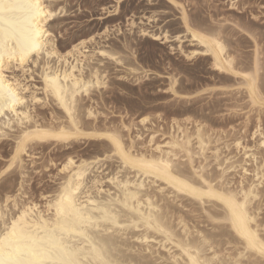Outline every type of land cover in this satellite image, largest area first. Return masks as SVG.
Wrapping results in <instances>:
<instances>
[{
	"label": "bare ground",
	"instance_id": "1",
	"mask_svg": "<svg viewBox=\"0 0 264 264\" xmlns=\"http://www.w3.org/2000/svg\"><path fill=\"white\" fill-rule=\"evenodd\" d=\"M41 2L52 5V8H45V12H52L53 9H56L53 7V0H41ZM173 3L175 2L173 1ZM181 9L185 36L180 37L177 35L174 37L176 41L179 42L178 47L181 54H184L186 59L199 58L202 60H209L210 68L215 74L228 79L227 81L232 80L235 83L237 82L236 85L224 86V89L228 91V89H234V87H236L238 92L242 89L245 90L252 106H257V108H259V114L262 115V113H264V102H262L264 101V73L260 70V64L263 60V55L256 39L251 36L255 50L252 62L250 63L251 65H248L250 66L251 72H255V92L253 94L240 83V81L243 80V74L241 76L234 75V71L240 70L241 63H239L237 57L232 55L230 50H228L229 43L223 35L221 26L217 27V29H203L195 25L196 20L194 24H186L185 18L187 17L189 21H191V18L187 15L183 7H181ZM63 11L64 8H60L54 15L44 20L42 23H39L38 29L40 37H42L39 39V47L37 51L30 53L23 63L17 64L15 59L8 61L7 56L5 58L2 73L4 91L6 92L8 87L14 90L18 89L21 98L25 100L23 104H16L15 110H11L7 106H4L3 109L0 110V131L7 133L0 141L11 137L14 141L13 152L7 164V168H9L7 175L10 176L18 170L19 174L25 177L23 156L29 154L28 148L32 149L33 147H38L43 149L53 145L62 147L72 145L78 141L81 142V140H85V142H87L86 140H90L106 143L110 153L103 157L96 156L92 159L79 160H75V158L68 156L60 170L63 174L62 182L54 196L46 202V211L41 210L38 204L30 202L21 204L18 201L21 197L20 193L23 191L21 190L23 186L14 194L7 192L2 198L11 197L9 204L12 206V211L8 212L9 218H11L12 212L17 209H19L21 213L27 210L29 213L28 218L31 223L33 226L38 227L55 212V209L50 208L49 205L54 204L56 200L63 195L65 189H78L74 191L73 195L80 198L81 204H87V208L84 210L92 216L94 222L88 225L87 234L89 240L86 243H94L97 247L103 249L106 259L114 261L115 264H125V262L126 264H137V262H140V264H155L158 261L161 262V260L162 262L160 264H186V261L188 264H191V262L188 261L187 255L189 249H191L193 253L206 250L207 256L211 258L214 254H218V247L233 245L234 240H240V232L245 229L255 232L259 240L260 233L264 231V224L259 220L261 217V208L259 205L260 199H258L263 191L262 188H264V155L259 164L258 158L256 154L252 152V149H248L241 141H236L234 146L239 154L242 153V159L240 161H233L235 157L229 158L230 155L223 159L221 149L217 146L213 152V160L217 163V169L221 171L219 174L226 176L235 172L240 175L242 181L239 184V189L228 188V183H226L227 181L225 180L226 182L221 185L219 189L213 185L211 190H209L208 184H201L199 182L192 183V180L197 175L206 174L211 178L209 173L205 171V166H200L198 168L193 165V163H195L194 156L197 154L206 162H208L207 160L209 159L207 158V150L210 147L209 144L212 143L211 136L202 124L196 122L193 133L189 132V129L183 126L184 124L180 125V123L176 122L178 133L176 134V131H174V133L172 132L164 145H156L155 140L157 136L152 134L148 142L149 145L153 147L151 153L137 149L136 140L139 139L143 141V133L141 134L142 129L137 128L135 124L131 126L124 125V129L128 133L136 130L135 138L137 139L134 140L130 138V143L125 141L120 129L117 128L99 129L91 127V130H87L88 127H90L88 125L91 124L87 123L86 125L84 123L85 118L95 120L98 118V114L93 111V108L87 109L84 105L82 106L81 101L83 100V96H88L89 98L93 90H98L107 85L106 71L103 70L105 69L103 65L104 61L107 60L117 65H123L125 70L131 74L139 73L140 69L132 62L126 64L127 59L121 56V53L100 46V43L97 42L94 37L81 40L77 44L72 45L67 51L61 52L56 45V36L53 33L51 21ZM18 15L20 19L17 22V27L25 32V36L22 37V39H26L27 24L23 18V14L21 13ZM41 19L43 20V18ZM132 25H134V23H132ZM142 33L145 34V31H142ZM162 35H164V38L161 37ZM157 36H159L160 39H156ZM183 38L189 39V43L194 45L195 49L185 53L181 45ZM152 39L153 41L164 40L165 42H169L170 36L168 32H163L160 35L153 34ZM94 45H97V47L95 46V48H93ZM41 66L42 88L40 91L42 92L41 94L45 96L44 98L38 96L37 90L39 89L32 90L31 87L27 85V78L25 77L26 74H30L27 76L30 78L32 73L36 71V68H41ZM222 68L225 70L222 71ZM229 68H231V70H227ZM13 69L20 70L22 76L15 75V72L11 75H7V73ZM251 72L249 74H251ZM140 74L145 75L142 76V78H138V80L144 77H150L151 75L145 70ZM169 81V90L174 96L187 97L185 99L189 98L186 94L184 96L179 94L177 87L179 84L178 79L171 75ZM58 94L64 98L63 102L58 100ZM45 99L52 100L62 111L63 116L58 119L59 122H56V120L53 121L56 122V124H53V122H51V124L40 123V120H36V117L32 114V109L36 105L38 106V104L43 105ZM69 112L72 113L71 116ZM148 123V117H144L139 121L141 127L147 131L150 130L147 128ZM131 127H133V129ZM61 132H70L72 138L67 140H55L51 138L42 140L36 139L37 137L45 136V134L52 136ZM114 135L119 137L121 148H117L110 139V137ZM26 136L30 137V139L26 140ZM253 136L263 137L261 127H258ZM21 141L25 142L21 143ZM194 141H196V149H198L196 153L194 152ZM262 146H264L263 138L259 142L258 147L263 149L264 152ZM18 148L20 149L19 153L17 152ZM226 148H229V146L226 145ZM121 151L126 152V159H122L119 156ZM178 154H183V156L187 158V166L190 167L191 173H187L183 168H180V174H177L174 161ZM113 158L120 160L123 169L134 171L136 174L135 178L137 179H120L114 176L109 179V182L114 186L116 191L112 194L111 190H109L106 192L107 194H105V196H102V193L105 191L98 186L102 182L97 173L105 165V161ZM252 162L255 163V169L251 171L248 166H250ZM169 164H172V167L166 168ZM180 164L182 163L180 162ZM145 165L154 166L156 171L151 175L146 174L144 169ZM196 169H199L200 172L197 173L195 171ZM2 171H4V169ZM148 179L154 184L160 182L161 185L171 190L172 192H170L174 194L175 197L188 198L194 205H198V207H200L198 209L203 212V216L205 213L207 217H204L208 218L207 220L211 223L218 222L222 224L218 226L217 223L213 228L215 231L218 230V232L212 233L203 229L197 230V227L194 228L195 231H192L186 223L187 220L184 221L181 216L178 219V224L181 225L182 228L180 232H177V229H175L177 226L175 227V225L173 226L171 224L170 211H163L164 207L160 206L159 202L154 200V196L146 192L145 183ZM210 182L211 181H209V183ZM185 183H190L191 187L197 190L196 193L192 194L188 190L180 191L179 188ZM93 189L97 191L95 194L91 192ZM20 190L21 192L19 193ZM237 193L239 198L236 200V203L244 206V218L234 216L232 208L226 202L233 194ZM246 193L249 195L246 196ZM218 197H223V199ZM245 201H247L246 205ZM207 204H210V210L212 208H220L221 211L219 210L220 212H217V209L214 212L212 209L213 212H210V210L206 208ZM113 209L117 210L114 216L112 212L109 211ZM106 212H108L110 219L104 218ZM115 233L121 236H115ZM130 233L132 236L130 238L132 240L135 238V241L146 244L145 246L143 245V249H139L135 246L140 251L138 255H132L134 243L132 248L128 243V239H121L125 237V235L128 236ZM150 240L157 243V245L154 246H159L157 252L154 250L152 251L151 247H153L154 242H152L151 245L149 242ZM234 246L236 247L235 244ZM160 249H163L165 253L163 251L164 254H161ZM144 251H149L151 255L158 254L160 257L156 258L155 262L152 263L148 261L147 256L141 255ZM128 252H131V254ZM85 264H87V262H85Z\"/></svg>",
	"mask_w": 264,
	"mask_h": 264
},
{
	"label": "rangeland",
	"instance_id": "2",
	"mask_svg": "<svg viewBox=\"0 0 264 264\" xmlns=\"http://www.w3.org/2000/svg\"><path fill=\"white\" fill-rule=\"evenodd\" d=\"M173 1L53 0L54 8L57 6H60L59 9L64 8V11L51 21V27L56 36V45L61 52L67 51L72 45L81 40L94 37L100 43V46L121 53V56L127 59L126 64L132 62L140 69L139 73L131 74L125 70L123 65L104 61L105 69L103 70L106 71L107 85L98 90H93L89 98L83 96L81 101L82 106L84 105L87 109L93 108V111L98 114V118L95 119L96 122L93 119L85 118L84 123L92 125H88L90 127L87 130H91V127L99 129L117 128L120 129L125 141L130 143V138L137 139L135 138L136 130L128 133L125 131L124 125L131 126L135 124L137 128L142 129L141 134L143 133V141L136 140L137 149L151 153L153 147L148 142L152 134L157 136L156 145H164L172 132L176 131V134L178 133L176 122L180 125L184 124L183 126L193 133L197 122L205 127V130L211 136L212 143L209 144L210 147L207 150V158H209L207 161L209 163L197 154V157L194 156L195 163L193 165L195 167L205 166L206 169L208 167L205 171L211 177L221 173L217 169V163L213 160V152L217 146L221 149L223 159L230 155L229 158L235 157L233 161H240L242 153L239 154L236 150L234 146L236 141H241L248 149H252L260 164L263 149H260L258 144L262 138L264 140V113L260 115L259 108L252 106L245 90L242 89L238 92L234 87V89L226 91L224 86L236 85L237 82L227 81L228 79L215 74L210 68L209 60L186 59L184 54H181L178 47L179 42L174 37L177 35L180 37L185 36L181 11V7H183L191 18L192 24L196 20L195 25L203 29H217L221 26L223 35L229 43L228 50L241 63L240 69H248L255 50L251 36L256 39L259 45L258 38L264 33V0H237V3L243 6L242 8H233V0ZM142 31H145V34ZM163 32H168L169 42L164 40L153 41V34L160 35ZM161 37L164 38V35ZM181 45L185 53L195 49L194 45L189 43V39L183 38ZM95 46L97 47V45H94L93 48ZM260 51L264 60V49L260 48ZM142 69L148 71V74L151 75L138 80V78L145 75L140 74L143 72ZM17 70L13 69L7 75L15 72V75L22 76L20 70ZM41 73L42 66L36 68L30 78L27 77L30 74H26L27 82H25L32 90L39 89L37 90L38 96L44 98L45 96L40 91L42 88ZM171 75L179 81L177 86L179 94L188 95L189 100L185 99L187 97H176L171 93L169 90V77ZM40 105H36L35 109L32 107L34 109H32V114L36 117V120H40V123L51 124L55 120L59 122L58 119L62 118V111L52 100L45 99L43 105ZM144 117L149 118L147 128L150 130L148 131L139 124V121ZM56 122H53V124H56ZM258 127H261L263 137L256 136V138L253 136ZM131 128L133 129V127ZM86 141L81 140V142L78 141L72 145L62 147L53 145L43 149L38 147L28 148L29 154L23 156L25 177H22L17 170L10 175L11 179L7 184L0 179V198L4 197L7 192L16 193L23 186L21 188L23 191H19L21 197L18 201L21 204L26 202L38 204L41 210L46 211V202L54 196L62 182L63 174L60 170L68 156L79 160L92 159L96 156L103 157L110 153L106 143ZM193 144L196 153L198 152L196 141ZM225 144L229 148H226ZM13 147L12 137L0 141V172L7 167ZM183 157L182 154L180 156V162L183 164H181V168L185 172L191 173L190 167L187 166V159L185 160V157ZM116 162V158L105 161V165L97 173L102 182L98 186L105 191L102 196H105L109 190L112 194L116 191L109 182V179L114 176L120 179H137L134 171L123 169L121 164L117 165ZM250 164L252 166L250 165L248 168L252 171L255 169V163ZM225 177L228 188L239 189L242 179L238 173L234 172ZM145 184L147 191L144 190L154 196V200L164 207L163 211H170L171 224L177 226L175 228L177 232H180L182 228L178 224L180 216L184 221L187 220L186 223L192 231H195L194 228L197 227V230L218 232V230L213 229L218 222H212V225L207 220L205 213L204 216L206 217L198 209L200 207L194 205L188 198L175 197L171 193L172 191L161 185L160 182L154 184L148 179ZM93 190L91 192L95 194L97 191ZM262 190L264 191V188ZM259 205L260 208L264 206L261 200ZM206 208L210 210V204H207ZM212 209L215 212L218 208ZM212 209L210 212H213ZM219 210L221 211L219 208L217 212H220ZM260 216L259 220L261 221L262 212H260ZM219 224L217 225H222ZM117 236L120 237L121 235ZM130 237H132L131 233L121 239H128V243L132 248L134 243L132 255H138L140 252L138 248L143 249V245L146 244H141L139 241H135V238L132 240ZM149 242L150 244L154 242L151 249L157 252L159 246H154L157 243L152 240ZM233 248H235L234 244ZM217 249L228 250V246L218 247ZM163 251V249H160L161 254L165 253ZM131 252L128 253L131 254ZM141 255L147 256L148 261L152 263L160 257L158 254L151 255L149 251H144ZM161 262L158 261L155 264Z\"/></svg>",
	"mask_w": 264,
	"mask_h": 264
},
{
	"label": "snow or ice",
	"instance_id": "3",
	"mask_svg": "<svg viewBox=\"0 0 264 264\" xmlns=\"http://www.w3.org/2000/svg\"><path fill=\"white\" fill-rule=\"evenodd\" d=\"M60 6L53 9L52 12H45V8H52V5L42 3L41 0H0V110L7 106L11 110H15L16 104H23L25 100L21 98L19 90L8 87L4 91V82L2 73L4 69L5 58L11 61L15 59L17 64L23 63L25 58L32 52L37 51L39 47L40 37L38 25L44 20L55 14ZM233 8H242L243 6L233 0ZM23 14V18L27 24V37L25 32L17 27L20 19L18 14ZM43 18V20L41 19ZM186 24H192L188 18H185ZM254 35V34H253ZM156 39H160L159 36ZM259 39V47L264 49V33ZM103 54V53H102ZM222 71L225 69H221ZM231 70V68L227 69ZM260 70L264 72V60L261 61ZM250 69H240L234 71V75L241 76L240 81L244 87L250 92H255V72ZM58 100L63 102V97L58 94ZM264 102V101H262ZM71 116L72 113L69 112ZM78 132V130H77ZM7 133L0 131V139L4 138ZM55 139L67 140L72 138L70 132H61L57 135L49 136L45 134L43 137L36 139ZM30 139V137L25 138ZM117 148H121L119 137L114 135L110 137ZM25 141H21L24 143ZM264 148V146H262ZM20 149H17L19 153ZM264 155V152H262ZM119 156L126 159V152L121 151ZM180 155L178 154L174 161L177 174H180ZM187 158L185 157V160ZM117 165L120 160H117ZM172 164L166 166L171 168ZM145 173L151 175L156 171L152 165L144 166ZM9 168H5L0 172V179L7 184L11 177L7 175ZM197 173L199 169L195 170ZM209 181H211L209 183ZM208 184L209 190L215 185L217 189L225 183V176L217 174L209 178L206 174L197 175L192 183ZM78 189L67 188L63 195L60 196L54 204H50V208H54L52 213L45 222L40 226H33L27 210L23 213L19 209L12 212L11 218L8 212L12 211L9 204L11 197L0 198V264H115L114 261L106 259L103 249L94 243H86L89 240L87 234L88 225L93 222L92 216L84 209L87 204H81L80 198L74 196V191ZM180 191L188 190L195 194L196 189L191 187L190 183L183 184ZM249 195L248 193L245 194ZM223 199V197H218ZM238 193L233 194L226 202L233 210L234 216L244 218V206L236 203ZM264 204V191L258 197ZM247 201H245L246 205ZM113 216L116 214L115 209L109 210ZM262 219L264 224V206L261 207ZM105 219H110L108 212L105 213ZM99 219V218H97ZM252 222V221H248ZM240 240H234L236 245L228 246V250L220 249L218 254H214L211 258L207 256L206 250L193 253L188 250V261L191 264H264V231L260 233V239H257L255 232L245 229L240 232ZM215 251V250H214ZM126 264V262H125ZM140 264V262H137ZM186 264L188 262L186 261Z\"/></svg>",
	"mask_w": 264,
	"mask_h": 264
}]
</instances>
